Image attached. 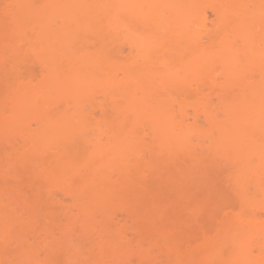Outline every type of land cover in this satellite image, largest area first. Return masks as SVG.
I'll return each mask as SVG.
<instances>
[{
    "label": "bare ground",
    "instance_id": "1",
    "mask_svg": "<svg viewBox=\"0 0 264 264\" xmlns=\"http://www.w3.org/2000/svg\"><path fill=\"white\" fill-rule=\"evenodd\" d=\"M8 1L0 264H264V0Z\"/></svg>",
    "mask_w": 264,
    "mask_h": 264
},
{
    "label": "rangeland",
    "instance_id": "2",
    "mask_svg": "<svg viewBox=\"0 0 264 264\" xmlns=\"http://www.w3.org/2000/svg\"><path fill=\"white\" fill-rule=\"evenodd\" d=\"M4 2L6 4H9L8 0H4ZM213 18L214 17L211 16V19H213ZM204 41H206V39H204ZM261 47L263 48V46H261ZM134 58H135L134 55L129 54V51H125L122 55H115L114 56V61H116L118 63H121V64H128V63L132 62ZM195 100H196V98L194 96H191V98H189L187 100V102L193 104ZM99 101L103 102L102 99H100ZM186 106H189V105H186ZM186 110L191 115V110L188 107H186ZM96 113H97V117H99L98 111H96ZM115 117H118V116H115ZM191 122L192 121L190 120L189 123H191ZM42 191L43 190H41V193L46 192L45 189H44V192H42ZM27 196L32 199L34 195H33V193L30 192L29 195H27ZM43 200H44V198H43ZM29 201H31V200L29 199ZM32 201H31L30 204L34 203V201L33 202ZM42 205L45 206V204H42ZM60 214H61V212L59 211L58 208H55V207L51 208V207L48 206V207H46V210H44V212L40 216V223H42L45 226V223L48 224L49 222H51L49 224L50 227H53V228H58L59 227L61 230H63L65 228V226H66V222L62 220V218L60 217ZM140 257L141 256L139 254H136L134 256L133 264H140L141 263V261H140L141 258ZM58 264H64V261H63L62 258L59 259Z\"/></svg>",
    "mask_w": 264,
    "mask_h": 264
}]
</instances>
